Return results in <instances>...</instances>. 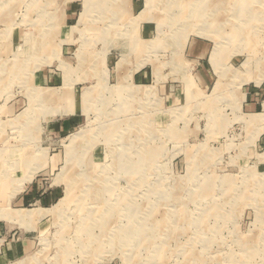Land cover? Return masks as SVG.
Segmentation results:
<instances>
[{
	"label": "rangeland",
	"instance_id": "1",
	"mask_svg": "<svg viewBox=\"0 0 264 264\" xmlns=\"http://www.w3.org/2000/svg\"><path fill=\"white\" fill-rule=\"evenodd\" d=\"M70 1L0 0V264H264V0Z\"/></svg>",
	"mask_w": 264,
	"mask_h": 264
},
{
	"label": "crops",
	"instance_id": "2",
	"mask_svg": "<svg viewBox=\"0 0 264 264\" xmlns=\"http://www.w3.org/2000/svg\"><path fill=\"white\" fill-rule=\"evenodd\" d=\"M96 1H98L97 6L101 7L104 5V7H101L102 8L101 10L110 11V16L115 15L117 17V20L125 19L128 21H132L134 17L139 16V14L142 11V6L144 3V0H121V1L119 0H96ZM80 7H82V3H78L77 0H73L72 2L70 1V3L67 4L66 8H64L65 10H63L62 14L59 16L61 30L58 31L57 35L55 33V35L53 36H57L58 40L60 39V41H62V48H63L62 50H64L65 52H69L71 48L74 46V42H73L74 40H71L72 38L70 34H68V31L66 30V28L68 26H72V24L78 19V16L80 15V10H81ZM95 8L97 9L98 7H95ZM137 27H138L137 34L135 35V39L137 42H138V38L140 40L141 39L144 40L151 36L152 34L151 22L142 21L140 22V24L136 25V28ZM50 76L47 75L46 79L42 78V83L52 82L54 78L52 75ZM134 76L138 82H146L149 77L148 72L143 69L136 71L134 73ZM53 84H57V82L54 81ZM247 101L249 103L248 107L250 108V110L254 109L255 102L257 101V93L252 92L249 95ZM75 111H76V108L73 110V113L71 114L74 115ZM55 116H63V115L56 114ZM65 125H66V122L60 123L59 121L55 122L54 124H51V126L56 127L57 130H59L61 126H65ZM23 189L24 188H22V190L13 197L12 203L16 207L25 206L29 202L34 201L37 198V193H38L37 185L32 184L26 187L24 190Z\"/></svg>",
	"mask_w": 264,
	"mask_h": 264
},
{
	"label": "bare ground",
	"instance_id": "3",
	"mask_svg": "<svg viewBox=\"0 0 264 264\" xmlns=\"http://www.w3.org/2000/svg\"><path fill=\"white\" fill-rule=\"evenodd\" d=\"M174 1H176V0H174ZM212 1H213V0H212ZM236 1H237V0H236ZM259 1H261V0H259ZM259 1H258V2H259ZM148 2H149V1H148ZM186 2H187V1H186ZM232 2H233V1H232ZM238 2H239V1H238ZM191 3H192V2H191ZM196 3H198V2H196ZM196 3H195V4H196ZM213 3H214V1H213ZM216 3H217V2H216ZM216 3H215V4H216ZM220 3H221V2H220ZM234 3H235V2H234ZM174 4H175V3H174ZM215 4H214V5H215ZM176 5H177V4H176ZM212 5H213V4H212ZM219 5H220V4H219ZM228 5H229V4H228ZM184 6L187 7V5H184ZM229 6H230V5H229ZM231 6H232V5H231ZM237 6H238V5H237ZM216 7H217V6H216ZM234 7H235V6H234ZM198 8H199V7H198ZM193 9H194V7H193ZM195 9H196V8H195ZM204 9H205V8H204ZM211 9H213V8H211ZM235 9H236V8H235ZM242 9H243V8H242ZM256 9H257V8H256ZM181 10H183V9H181ZM197 10H198V9H197ZM233 10H234V9H233ZM189 11H190V10H189ZM210 11H211V10H210ZM254 11H255V10H254ZM251 12H252V11H251ZM232 13H233V12H232ZM241 13H242V11H241ZM249 13H250V11H249ZM254 13H255V12H254ZM177 14H178V13H177ZM180 14H181V13H180ZM185 14H186V13H185ZM247 14H248V12H247ZM182 15H183V14H182ZM256 15H257V14H256ZM141 16H142V15H141ZM179 16H181V15H179ZM186 16H187V15H186ZM191 16H192V15H191ZM202 16H203V14H202ZM206 16H207V15H206ZM242 16H243V15H242ZM172 17H173V16H172ZM249 17H250V16H249ZM183 18H184V17H183ZM196 18H197V17H196ZM210 18H211V17H210ZM174 19H175V18H174ZM177 19H178V17H177ZM181 19H182V18H181ZM182 20H183V19H182ZM204 20H205V19H204ZM214 20H215V19H214ZM219 20H220V19H219ZM199 21H200V20H199ZM189 22H190V21H189ZM217 22H218V21H217ZM180 23H181V22H180ZM206 23H207V22H206ZM178 24H179V23H178ZM247 24H248V23H247ZM193 26H194V25H193ZM210 26H211V25H210ZM215 26H216V25H215ZM218 26H219V24H218ZM205 27H206V26H205ZM212 27H214V26H212ZM207 28H209V27H207ZM216 28H217V27H216ZM215 33H217V31H215ZM201 35H202V34H201ZM209 36H210V35H209ZM217 54H218V53H217ZM214 56H215V55H214ZM217 56H218V55H217ZM23 65H24V64H23ZM216 67H217V66H216ZM217 68H218V67H217ZM219 68H220V67H219ZM15 75H16V74H15ZM263 75H264V74H263ZM217 76H218V75H217ZM260 77H261V76H260ZM263 77H264V76H263ZM249 78H250V77H249ZM218 82H219V81H218ZM217 84H218V83H217ZM219 86H220V85H219ZM138 89H139V88H138ZM238 89H239V88H238ZM130 90H131V89H130ZM136 91H137V90H136ZM139 91H140V89H139ZM50 92H51V91H50ZM52 93H53V91H52ZM49 96H50V95H49ZM50 97H51V96H50ZM57 97H58V96H57ZM57 97H56V98H57ZM42 98H43V96H42ZM96 100H97V99H96ZM98 100H99V99H98ZM73 102H74V101H73ZM69 111H70V110L67 109V110H65L64 112H65V113H69ZM56 112H57V111H56ZM256 117H257V116H256ZM258 119H259V118H258ZM140 130H141V129H140ZM149 130H150V129H149ZM131 131H132V130H131ZM135 131H136V130H135ZM132 132H133V131H132ZM139 132H140V131H139ZM133 133H134V132H133ZM134 134H135V133H134ZM85 135H86L85 132L82 131L81 133H79V134L75 135L74 137H72V141H73V142H75V141H78V142H79V141L82 140V138L85 137ZM136 135H137V134H136ZM139 136H140V135H139ZM129 139H130V138H129ZM121 143H123V142H121ZM134 152H135V151H134ZM138 156H139V155H138ZM78 158H79V157H78ZM79 159H80V158H79ZM120 162H121V160H120ZM120 162H119V163H120ZM70 163H71V162H70ZM74 164H75V163H74ZM115 165H116V164H115ZM136 165H137V164H136ZM114 167H115V166H114ZM124 167H125V166H124ZM132 168H133V167H132ZM103 169H104V168H103ZM134 169H135V168H134ZM94 170H95V169H94ZM137 170H138V169H137ZM69 171H70V170H69ZM69 171H68V172H69ZM100 171H101V170H100ZM117 172H118V171H117ZM121 172H122V171H121ZM130 172H131V171H130ZM3 173H4L5 175L9 174L7 170H4ZM97 173H98V172H97ZM127 173H128V172H127ZM10 174H11V173H10ZM116 174H117V173H116ZM130 174H131V173H130ZM102 176H103V175H102ZM29 177H30V176H29ZM81 177H83V176H81ZM95 177H96V175H95ZM24 178H25V177H24ZM24 178H23V179H24ZM27 178H28V177H27ZM96 178H97V177H96ZM107 178H108V177H107ZM129 178H130V176H129ZM3 179H4V178H3ZM28 179H29V178H28ZM67 179H68V178H67ZM81 179H82V178H81ZM65 180H66V179H65ZM78 180H79V179H78ZM78 180H77V181H78ZM93 181H94V180H93ZM23 183H24V181H22V180H18V183H17V185H16V187H15V190H13V192H18V191L21 189ZM94 183H95V182H94ZM102 184H103V183H102ZM105 184H106V183H105ZM105 184H104V185H105ZM75 186H76V185H75ZM71 189H72V188H71ZM71 189H70V190H71ZM87 189H88V188H87ZM72 190H73V189H72ZM73 192H74V191H73ZM88 192H89V191H88ZM88 192H87V193H88ZM82 193H83V192H82ZM72 196H73V195H72ZM74 196H75V195H74ZM68 197H69V196H68ZM75 197H76V196H75ZM77 197H78V196H77ZM73 199H74V198H73ZM75 200H76V199H75ZM118 200H119V199H118ZM68 201H69V200H68ZM71 201H73V200H71ZM82 201H83V200H82ZM82 201H81V202H82ZM104 203H105V202H104ZM74 205H75V204H74ZM79 205H81V204H79ZM99 205H100V204H99ZM58 206H59V204H58ZM63 206H64V205H63ZM63 206H62V207H63ZM104 206H105V205H104ZM109 206H111V205H109ZM112 206H113V205H112ZM98 207H99V206H98ZM98 207H97V208H98ZM60 208H61V207H60ZM106 209H107V208H106ZM77 210H78V209H77ZM82 210H83V209H82ZM103 210H104V209H103ZM105 211H106V210H105ZM109 211H110V210H109ZM86 212H87V210H86ZM88 212H89V211H88ZM94 212H95V211H94ZM103 212H104V211H103ZM103 212H102V213H103ZM106 212H108V211H106ZM38 213H39V212H38ZM104 214H105V213H104ZM94 215H95V214H94ZM32 216H33V215H31V213L29 212V213L25 214V215L23 216V218H25V219L28 218V219H29V218H32ZM82 217H83V216H82ZM84 217H85V216H84ZM94 218H96V217L94 216ZM84 219H85V218H84ZM85 220H86V219H85ZM82 223H83V221H82ZM92 223H93V222H92ZM103 223H104V222H103ZM81 225H82V224H81ZM88 225H89V224H88ZM96 225H97V224H96ZM111 225H112V224H111ZM98 226H99V225H98ZM137 226H138V225H137ZM156 226H157V225H156ZM84 229H86V228H84ZM118 230H119V229H118ZM120 230H121V229H120ZM128 230H129V229H128ZM83 231H84V230H83ZM108 231H109V230H108ZM76 232H77V231H76ZM76 232H75V233H76ZM86 232H87V231H86ZM77 233H78V232H77ZM102 233H103V232H102ZM107 233H108V232H107ZM126 234H127V233H126ZM92 235H93V234H92ZM107 235H108V234H107ZM107 235H106V236H107ZM115 235H116V234H115ZM123 236H124V235H123ZM114 237H115V236H114ZM94 238H95V237H94ZM91 239H92V238H91ZM108 239H111V238H108ZM80 241H81V240H80ZM109 241H110V240H109ZM109 241H108V242H109ZM110 243H111V242H110ZM86 245H87V244H86ZM81 246H82V245H81ZM253 252H254V251H253ZM198 259H199V258H198ZM27 262H30V259H28ZM198 262H199V261H198Z\"/></svg>",
	"mask_w": 264,
	"mask_h": 264
}]
</instances>
